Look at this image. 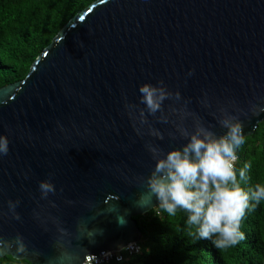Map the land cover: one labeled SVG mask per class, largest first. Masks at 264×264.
Here are the masks:
<instances>
[{"label":"water","instance_id":"1","mask_svg":"<svg viewBox=\"0 0 264 264\" xmlns=\"http://www.w3.org/2000/svg\"><path fill=\"white\" fill-rule=\"evenodd\" d=\"M159 80L217 135L225 131L212 115L218 105L264 106V0H96L59 30L23 80L0 87V135L10 140L0 157V213L19 199L21 217L0 215V236L20 233L40 252L22 260L47 264L56 255L52 217L72 232L80 220L103 230L94 243L73 241L86 250L82 262L141 240L135 217L159 203L136 206L140 178L155 164L145 145L167 152L186 143L152 117L164 139L137 135L125 111L126 101L139 103L141 84ZM205 93L210 108L200 103ZM241 119L247 137L264 113ZM46 179L56 193L41 200Z\"/></svg>","mask_w":264,"mask_h":264},{"label":"clouds","instance_id":"2","mask_svg":"<svg viewBox=\"0 0 264 264\" xmlns=\"http://www.w3.org/2000/svg\"><path fill=\"white\" fill-rule=\"evenodd\" d=\"M192 74L193 71L190 70L188 75ZM138 91L139 103L126 101L124 104L137 135H144L146 130L150 137L164 139L162 132L149 120L152 117L158 123L172 124L175 132H169L168 135L175 138L178 134L186 143L167 152L151 141L146 143L145 147L155 164L146 178H140L144 191L138 194L136 206H150L155 198L159 202L155 208L163 210L169 217L176 216L178 210L188 213L186 226L190 235L210 240L219 250L235 247L246 239L245 233L241 231L246 212L264 201V184L257 183L254 190H246L241 186V182H246L249 178L250 163H245L239 169V179L237 178V151L245 143L241 117L264 113V106L250 103L245 110L238 107L235 101H229L227 106L218 105L212 115L225 131L217 135L213 130L215 125L206 124L191 111L188 107L190 100L184 99L178 90H170L164 80H159L156 84L143 83ZM166 101L171 102L167 107ZM200 103L204 108L211 107L206 93ZM189 119L192 121L190 127L186 124ZM9 144L8 136L0 135V157L8 155ZM38 190L41 200H48L50 194L56 193L51 179L40 181ZM49 203L56 207L54 202ZM19 204V199H9L8 212L0 215H8L19 221L21 217L16 211ZM35 215L39 217V213ZM51 219L56 228V255L49 258L47 264H82L80 254L86 250L73 241L87 238L90 243H94L95 237L102 234L103 230L89 229L87 223L80 220L76 231L72 232L58 218ZM7 253H12L17 260L34 261V258L40 256V252L31 248L20 233L12 238L0 236V256Z\"/></svg>","mask_w":264,"mask_h":264},{"label":"trees","instance_id":"3","mask_svg":"<svg viewBox=\"0 0 264 264\" xmlns=\"http://www.w3.org/2000/svg\"><path fill=\"white\" fill-rule=\"evenodd\" d=\"M96 0H0V87L21 81L31 65L59 30L79 11ZM238 171L250 163L246 190L264 184V120L245 137L237 151ZM254 203V202H253ZM159 213V215H157ZM188 213L178 210L169 217L158 207L135 217L142 233L138 254L108 264H264V201L246 212L241 231L246 239L219 250L210 240L189 234ZM0 264H30L10 256Z\"/></svg>","mask_w":264,"mask_h":264},{"label":"built area","instance_id":"4","mask_svg":"<svg viewBox=\"0 0 264 264\" xmlns=\"http://www.w3.org/2000/svg\"><path fill=\"white\" fill-rule=\"evenodd\" d=\"M140 251V246L138 242L128 243L121 251H102L98 254L85 256L82 264H108L111 262H122L127 256H132L138 254ZM103 253V255H102Z\"/></svg>","mask_w":264,"mask_h":264}]
</instances>
